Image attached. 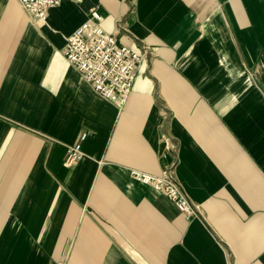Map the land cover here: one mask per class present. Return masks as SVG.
Returning <instances> with one entry per match:
<instances>
[{
	"label": "crops",
	"instance_id": "0c3cea01",
	"mask_svg": "<svg viewBox=\"0 0 264 264\" xmlns=\"http://www.w3.org/2000/svg\"><path fill=\"white\" fill-rule=\"evenodd\" d=\"M93 9L150 51L122 109L64 55ZM173 163L192 217L129 174ZM0 264H264V0H0Z\"/></svg>",
	"mask_w": 264,
	"mask_h": 264
},
{
	"label": "built area",
	"instance_id": "2783aa9c",
	"mask_svg": "<svg viewBox=\"0 0 264 264\" xmlns=\"http://www.w3.org/2000/svg\"><path fill=\"white\" fill-rule=\"evenodd\" d=\"M61 0H20L24 10L38 23H44L50 9L58 6ZM81 3L83 0H72ZM103 17L97 9H93L85 23L67 37L64 55L67 61L81 73L83 79L90 83L94 91L102 98L122 109L132 92L136 80L138 65L150 53L145 48L142 54L121 46L114 35L105 31L101 25ZM81 141L67 147L64 166L68 169L76 166L83 157ZM177 146L172 139L163 141L160 157L164 160L176 154ZM175 164H167L161 175H154L139 169H130L131 178L141 184L165 195L176 207L177 211L192 217L196 208L189 195L176 178Z\"/></svg>",
	"mask_w": 264,
	"mask_h": 264
}]
</instances>
